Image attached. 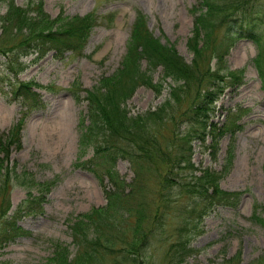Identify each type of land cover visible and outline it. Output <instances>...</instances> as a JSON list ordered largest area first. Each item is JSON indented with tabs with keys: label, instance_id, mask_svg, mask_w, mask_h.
<instances>
[{
	"label": "trees",
	"instance_id": "1",
	"mask_svg": "<svg viewBox=\"0 0 264 264\" xmlns=\"http://www.w3.org/2000/svg\"><path fill=\"white\" fill-rule=\"evenodd\" d=\"M198 1V6L190 10L194 15L193 28L185 43L192 54L189 63L177 53L173 43L155 38L145 25L146 17L137 11L117 70L101 75L89 89H80V82L76 81L68 90L75 103L80 102V90L85 93L81 100L86 106L77 123L80 134L77 144L80 156L91 148L93 158L88 163L95 160L97 163L93 165L100 168L103 176L98 183L106 201L103 208L76 214L69 220L76 255L69 260L67 246L56 241L51 245L53 253L46 258V264H151L146 253L154 235L164 229V219L175 204L171 191L175 197L187 200L186 205H181L180 221L187 229L196 228L213 206L233 209L239 203L242 193L218 187L226 171L193 167L189 142L196 137L203 143L208 135L215 143L219 136L239 128L234 124L240 109L228 110L219 127L215 123L206 124L223 89L238 86L243 78L242 70L229 71L224 66L223 57L230 41L247 38L257 45L258 54L253 62L264 90V8L261 0ZM40 3L39 0L33 6L20 8L9 1L6 13L0 17V93L4 94L1 89L7 85L5 95H9V101H18L25 108L12 128L0 134V247L26 233L17 227L16 221L24 215L41 214L39 204L53 184V181L34 184L11 158L12 152L22 148L20 130L26 115L44 108L40 94L33 91L41 89L40 84L18 80L25 67L20 60L27 55H36V60L48 51L54 52L55 58H61L67 51L78 54L96 22L92 14L70 18L56 15L50 19L43 14ZM219 34L222 36L217 37ZM212 55L217 59L214 69L210 64ZM142 62L146 69L141 68ZM157 69L161 70L158 82L152 77ZM165 80H170L173 86H169L168 96L159 107L134 116L125 110L124 104L137 88L145 87L158 96ZM182 125L187 131L179 133ZM209 149L213 156L215 144ZM230 153L231 148L228 157ZM118 159H126L130 164L134 174L130 183L126 184L114 170ZM196 171L198 175H194ZM105 177L110 188L102 184ZM148 180L153 188L147 186ZM12 185L23 188L27 194L22 204L10 212L8 195ZM33 185L38 189L36 197L31 192ZM250 220L264 230V217L255 212ZM168 246L167 264H183L193 252L185 235ZM241 254L237 249L222 264H241ZM247 264H264V252Z\"/></svg>",
	"mask_w": 264,
	"mask_h": 264
},
{
	"label": "rangeland",
	"instance_id": "2",
	"mask_svg": "<svg viewBox=\"0 0 264 264\" xmlns=\"http://www.w3.org/2000/svg\"><path fill=\"white\" fill-rule=\"evenodd\" d=\"M13 1L15 6L23 8L33 6L39 0H0V17L6 13V5ZM198 0H42L40 5L43 14L50 19L56 15L78 17L92 14L95 17L93 30L83 50L78 54L67 51L62 58H55L52 51L34 60V56H25L19 73V81L39 83L48 88L37 89L44 108L29 112L20 131L21 150L11 153L17 161V169L28 174L34 184L52 182L50 191L44 193L43 202L39 204L41 214H33L19 218L17 227L26 233L13 237L0 247V264H46V258L52 256V243L63 244L70 253L69 260L76 255L68 230L69 220L76 214L90 212L97 207L105 206V196L98 180L103 176L90 149L82 156L77 141L78 118L84 112L85 102L81 100L85 93L80 90V102L75 103L68 90L74 82H80V89H89L100 76H107L117 70L125 52V42L135 18V12L146 17L149 32L161 42L167 40L175 45L177 53L186 63L192 59L186 48V39L193 28L191 8L198 6ZM264 8V0H261ZM264 15V13H263ZM264 30V28H263ZM219 34L217 37H221ZM257 45L246 39L230 41L226 55L223 57L225 68L229 71L242 70L243 78L238 86H227L212 105L214 111L209 113L208 123H216L217 127L226 118L228 110H239L234 125L239 128L233 132L219 136L213 143L210 136H204V142L196 137L190 139L192 150L190 160L194 168L212 169L222 173L219 189L227 192L242 193L239 203L233 209L228 207H212L209 215L203 216L196 228L187 229L180 223L181 205H186L184 197L171 199L175 204L164 219V229L155 234L146 253L151 264H167L170 262L166 254L168 245L185 235L192 253L183 264H222L225 258H231L240 250L239 263L247 264L264 252V230L250 220L255 212L264 217V90L259 74L255 70L253 58L257 56ZM211 56L210 64L215 68L217 59ZM2 59L0 58V62ZM0 68H2L0 64ZM141 68H145L142 62ZM161 70L153 72L156 82L161 80ZM170 80L161 84L158 96L145 87H139L124 104L131 116L153 111L165 102L168 96ZM9 89L4 84L0 93V134L8 132L21 117L23 107L17 102H10ZM179 133L187 131L179 126ZM215 144L216 151L211 154L210 145ZM231 153L228 157L229 149ZM81 159V160H79ZM85 162V164H83ZM78 163L80 166H75ZM82 163V164H80ZM97 163V162H96ZM117 174L124 182L130 183L134 178L128 161H115ZM21 168V169H20ZM19 173L18 171H16ZM194 175H198L197 171ZM107 178L103 185H107ZM28 181V180H27ZM153 188V184L146 182ZM31 186L28 188L30 189ZM148 187V189H149ZM32 195L38 196V189L33 185ZM27 191L23 188H11L8 201L10 212L22 204ZM31 195V194H30ZM175 197V198H174ZM255 206V208H254ZM101 264V263H100ZM108 264V263H102Z\"/></svg>",
	"mask_w": 264,
	"mask_h": 264
}]
</instances>
